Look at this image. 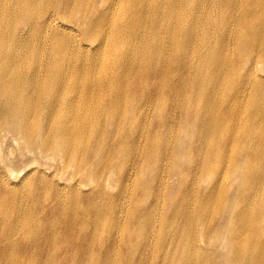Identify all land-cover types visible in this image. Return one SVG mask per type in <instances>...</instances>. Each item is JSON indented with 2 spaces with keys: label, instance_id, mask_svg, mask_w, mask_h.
Returning <instances> with one entry per match:
<instances>
[{
  "label": "bare ground",
  "instance_id": "1",
  "mask_svg": "<svg viewBox=\"0 0 264 264\" xmlns=\"http://www.w3.org/2000/svg\"><path fill=\"white\" fill-rule=\"evenodd\" d=\"M0 158L3 256L58 213L92 262L264 264V0H0Z\"/></svg>",
  "mask_w": 264,
  "mask_h": 264
},
{
  "label": "rangeland",
  "instance_id": "2",
  "mask_svg": "<svg viewBox=\"0 0 264 264\" xmlns=\"http://www.w3.org/2000/svg\"><path fill=\"white\" fill-rule=\"evenodd\" d=\"M179 128V127H178ZM175 129V132H172V135L175 136L178 135L179 129ZM9 146V151L11 148H14L17 150L15 157L18 158L15 161L20 163V166H18V171L20 172V174L22 172H24L26 170V164H28V161L30 160V155L28 153H26L25 151H21L19 150V146L13 142L12 145L11 143L8 144ZM11 146V147H10ZM1 159V158H0ZM116 161V159H115ZM114 164H118V162H114ZM47 172L51 175H48L51 181H59L60 178H62L63 174H64V170L65 167L63 168V166H61V169L56 170L57 168V164L56 163H50L49 165H44L43 166ZM149 166L147 165V168ZM17 171V173H19ZM71 170L69 169L66 174H68ZM70 176L67 177V180L69 181ZM133 182L134 179H132L131 181L128 182V185H130L128 193L132 190L133 187ZM97 184H106L105 187V193L106 191H113L116 192L117 191V187L114 183L111 184V188L109 186H107V182L106 179H99L96 182H91L90 181V193H92V187H95ZM146 186V184L144 185ZM236 187L234 188L235 191ZM85 191V188L84 190ZM53 193H59V190L55 188ZM62 197V200H69L71 195L69 192L65 191V195L66 198L62 196V194H60ZM46 196V195H45ZM42 198L44 200V195H42ZM150 199V194L148 193L146 196V200ZM29 202L25 203V206L23 208H16L13 205H11L9 211L11 213L12 218L14 219V223H17V217H20L21 215H23L26 212H28L30 209H32V206L29 205ZM54 203V202H53ZM50 205H52V203H49L48 206L42 207L40 208V206L36 209L39 210L40 213H42V211H45L46 209H48L50 207ZM56 217L59 218V214L56 213L53 216H50V225L47 228L42 227L41 230V236L43 237V248L39 249L36 246H33L32 248L28 247L27 245H33L34 243L31 244H25V245H20V249H16L13 253H8L6 256H3L2 254H0V262H3L4 264H11L12 260L15 259V264H103V262L105 263V257H100V254L98 252V248L100 245V241H97L96 244V253H97V257L95 259L94 262H92V258L90 257L89 253H85L84 252V248L86 247L88 241L91 242V233L92 230H90V228L88 229L90 231V237L89 238H84L80 241L79 244H75V245H69V250L65 248L67 242L65 241V236L69 233L66 231L65 227L61 230L60 232V227L61 225H59L56 229L54 226L53 221L56 220ZM158 218V217H157ZM3 219L0 217V221H2ZM42 220L44 221V219L42 218ZM126 222V219L123 218L122 220L118 221L117 224H115L112 229H118L117 227L120 226L121 228L124 226ZM41 224V223H40ZM43 224V223H42ZM4 223L0 222V240L2 238L3 232H4ZM56 230V232H54ZM23 234L26 236V238L28 239L25 231H22ZM60 232V233H59ZM59 233V234H58ZM88 232H84L81 233L80 231L77 230V234L83 235L86 234ZM126 232L122 230V234H125ZM20 234L16 237L17 239V244L20 243H24L25 242V238L24 235ZM58 234V235H57ZM105 234H107V230H105ZM128 236V234L126 235V237ZM48 243H50V246L53 247L55 245H60L61 246V250L58 251L57 253H53L50 249V247L48 246ZM89 244V243H88ZM0 246H1V242H0ZM124 253H128L129 249L126 246H123ZM23 250H22V249ZM31 249V250H30ZM30 250V251H29ZM150 260L155 261V264H162L161 259H157V257L154 258V256L152 254H150ZM120 260H123V253L120 251L119 249L115 250V262H118Z\"/></svg>",
  "mask_w": 264,
  "mask_h": 264
}]
</instances>
